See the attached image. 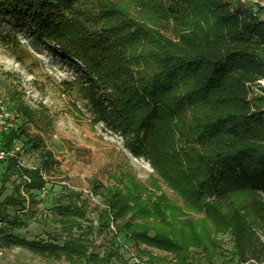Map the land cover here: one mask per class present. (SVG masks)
Masks as SVG:
<instances>
[{"label":"trees","instance_id":"1","mask_svg":"<svg viewBox=\"0 0 264 264\" xmlns=\"http://www.w3.org/2000/svg\"><path fill=\"white\" fill-rule=\"evenodd\" d=\"M16 1L10 12L19 21L78 59L95 79L102 90L90 95L95 119L115 126L130 152L145 157L187 209L200 214L186 216L165 194L128 175L109 185L93 178L89 189L101 198L94 206L97 221L102 228L113 222L112 243L124 232L133 246L173 254L174 264L191 257L190 247L212 263L222 255L218 233L229 231L231 262H264L257 233L264 235V109L256 107L259 97H249L250 86L264 78L260 15L236 0H170L184 6L179 14L159 0H129L136 15L124 0H93L98 24L88 26L76 0ZM8 6L0 3L4 11ZM86 89L91 94L92 87ZM9 100L24 122L3 143L9 148L22 137V147L38 149L39 164L21 165L8 156L0 161L2 180L14 172L29 193L46 185L41 173L56 162L41 135L29 134L50 120L45 108L29 107L16 90ZM14 190L1 203L24 198L20 184ZM82 194L64 188L67 201L55 208L59 231L47 247L70 262L110 264L118 256L113 244L102 255L90 248L93 226L83 224L89 201ZM15 243L34 244L0 235V248Z\"/></svg>","mask_w":264,"mask_h":264},{"label":"rangeland","instance_id":"2","mask_svg":"<svg viewBox=\"0 0 264 264\" xmlns=\"http://www.w3.org/2000/svg\"><path fill=\"white\" fill-rule=\"evenodd\" d=\"M5 1L9 4L7 11L0 9V100L21 118L9 100L13 90L22 94L23 101L29 107L36 110L45 108L49 125L43 129L30 128L29 134L38 132L41 135L42 144L51 151L56 162L45 171L49 180L46 185L40 189H29L30 194L14 172L10 171L8 178L2 180L5 162L0 163V186L4 185L0 195V235H11L34 243L30 246L15 243L8 248H0V264H84L66 260L59 252L50 251L47 245L53 241L51 235L59 231L55 208L67 201L64 188L82 192L89 190L93 178L109 185L128 175L143 183L150 192L165 194L186 216L193 219L199 217L200 214L187 209L183 199L161 180L145 157L134 156L130 152L125 138L115 126L95 119L97 106L92 104L90 95L100 96L102 90L80 61L64 55L56 44L46 41L29 24L19 21L10 12V6L16 5V0H0V3ZM124 2L130 13L136 15L137 9L133 3L129 0ZM159 2L177 14L184 10L183 5L170 0ZM74 6L83 10L84 22L88 26L98 24L93 15V0H76ZM88 86L92 87L91 94L86 89ZM255 104L257 108L264 109L263 99H256ZM23 122L22 119L20 125ZM0 137L3 143L5 137ZM22 145V137H19L17 160L25 166H38V149ZM124 180H127V176ZM17 184H20V194L24 198L1 203L5 196L15 193L14 186ZM82 196L87 198L84 194ZM88 201L89 209L83 224L91 223L93 226L90 248L102 255L113 244L118 256L112 258L110 264H128L120 245L125 240L124 232L112 243V230L100 226L98 210L94 209L101 198L95 195L94 200ZM257 233L264 242V235L259 231ZM216 238L222 255L215 257L212 263H208L201 251L194 247H190L191 257L186 261L193 264H234L230 261L232 240L229 231L218 233ZM132 250L151 264L175 262L173 254L142 243H134Z\"/></svg>","mask_w":264,"mask_h":264},{"label":"built area","instance_id":"3","mask_svg":"<svg viewBox=\"0 0 264 264\" xmlns=\"http://www.w3.org/2000/svg\"><path fill=\"white\" fill-rule=\"evenodd\" d=\"M239 4L244 7L250 8L253 13H258L260 18L264 21V0H236ZM264 87V78H259L253 83L250 88L251 92L249 97H259L264 100V91L261 88ZM22 118L16 114V112L11 111L6 103L0 100V136H4L8 132H17L20 126V121ZM18 138L12 139V143L9 148H7L4 143L1 142L0 137V161L5 160L8 156L16 155L18 151ZM18 161V160H17ZM19 164L23 165L18 161ZM30 167V166H29ZM35 168L36 166H31ZM42 177L47 179L45 172H42ZM88 199H95V195L90 191V189H84L82 192ZM112 232L115 231V226L113 222H110L108 226ZM125 240L120 242L123 252L126 254V259L128 264H151L147 259L143 260L132 250V242L129 239L128 234H123ZM118 238V237H117ZM116 238V239H117ZM256 263V262H255ZM264 262H262L263 264ZM181 264H193L192 261H186ZM247 264V263H246ZM261 264V263H258Z\"/></svg>","mask_w":264,"mask_h":264}]
</instances>
